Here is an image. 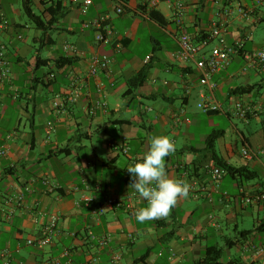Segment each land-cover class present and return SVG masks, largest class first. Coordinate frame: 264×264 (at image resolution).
<instances>
[{
	"label": "crops",
	"instance_id": "0c3cea01",
	"mask_svg": "<svg viewBox=\"0 0 264 264\" xmlns=\"http://www.w3.org/2000/svg\"><path fill=\"white\" fill-rule=\"evenodd\" d=\"M183 1L178 22L173 0L156 6L129 0L122 13L115 11L117 0H93L87 14L72 0H30L33 12L51 21L42 28L15 19L21 6L26 14L25 0H0L8 20L0 27V47L11 65V78L0 91V149L6 148L0 154V264H208L203 260L212 246L221 248L220 264H264V203L243 204L239 183L229 175L215 180L206 147L212 132L223 131L216 152L258 173L243 186L255 192L264 182V70L247 66L244 57L264 46L258 32L264 29V0H242V10L236 0ZM152 10L164 23L150 16ZM99 16L109 17L108 41L97 40V28L84 26ZM215 24L226 28L227 44L243 47L212 75L211 87L201 81L199 63L219 45L218 38L200 43L188 60L173 53L183 33L202 42ZM95 53L114 58L98 79L88 74ZM144 69V81L133 87L131 79ZM208 96L220 111L199 108ZM238 101L252 106L246 124H262L255 132L239 130L243 148L256 151L252 157L243 148L235 151L228 137L237 127ZM159 134L175 142L166 170L189 184V194L168 216L139 223L136 211L147 202L129 187L125 167ZM112 141L128 151L111 147ZM110 198L122 204H110ZM98 206L103 212L94 211ZM52 216L58 222L51 244H28ZM240 216H250L253 226L242 228ZM231 227L227 235L224 229Z\"/></svg>",
	"mask_w": 264,
	"mask_h": 264
},
{
	"label": "built area",
	"instance_id": "2783aa9c",
	"mask_svg": "<svg viewBox=\"0 0 264 264\" xmlns=\"http://www.w3.org/2000/svg\"><path fill=\"white\" fill-rule=\"evenodd\" d=\"M75 3L79 5L80 11L83 14H87L90 6L93 4V0H72ZM118 5L115 9L117 13H122L124 11L125 3H123L121 0H117ZM167 1V0H148L150 4L153 6H156L159 2ZM175 5V17L177 18L178 22H182V16L184 11V1L183 0H173ZM238 3V6L240 10H242V0H236ZM8 26V20L6 16L0 12V27L5 28ZM84 26L87 27H94L97 28L98 32L96 35L97 40L99 41H108L109 37L106 35L111 33V25L109 22L108 16H99L94 19H90L88 21H85ZM226 31V28L223 26V24H215L213 26L211 32L209 33L208 37L203 38L202 42H196L191 34H185L183 33L178 38V48L175 50L173 55L176 58L185 59L188 60L192 58L196 53H198L201 49L200 43L202 45L206 44L209 39L212 37H216L219 40V45L214 47V49L211 52V55L204 60H202L199 63V67L201 70V81L205 84H209L211 87L215 86V82L212 81V75L221 69L225 68L231 61L232 55L236 53L239 49L243 47L242 42H237L234 45H229L226 42L224 33ZM21 38L22 35H19ZM120 46V44H118ZM0 91L2 89V86L4 83L11 78V65L10 61L4 51V46L0 47ZM66 49H70L74 52H77V48L73 45H66ZM244 57L247 61V66H255L260 67L262 70H264V46L261 49L258 50H252V51H245ZM89 62V68H88V74L90 77L98 79L100 75L107 70L110 69L114 58L108 56V55H99L97 53L93 54L90 57ZM247 67H245L246 69ZM50 78L54 77V73H50ZM73 85L76 86V82H73ZM189 91V89H187ZM79 92L76 90V95L78 96ZM103 106H106V103L104 101L101 102ZM199 108L205 112H215L220 111L221 107L219 104L214 100L212 96H208L198 104ZM236 114L243 119L248 118V114L251 113L252 106L249 104H245L243 101H238L235 106ZM177 122L180 121L179 115H175L174 118ZM111 147L114 148H121L125 152L128 151L127 146L120 145L116 141H112L110 143ZM6 148L0 149V154H5ZM244 156L252 157L256 154V151L251 150L249 147H244L242 151ZM211 172L213 173V176L215 180L219 181L222 179L223 175L225 174V169L219 167V166H213L210 168ZM240 193L242 202L245 204L249 203H263L264 202V182L260 184V186L257 188L255 192L249 191L244 186L240 187ZM223 194L228 195V192H223ZM108 203L110 204H118L121 205L122 202L115 201L113 198L108 199ZM95 212H103V208L101 206H98L94 209ZM57 222L58 217L52 216L49 223L45 225L42 235L38 237H31L27 239L28 244L37 245L39 247H46L51 244L53 240V236L57 232ZM261 252L264 253V246L260 249ZM68 253V252H67Z\"/></svg>",
	"mask_w": 264,
	"mask_h": 264
},
{
	"label": "clouds",
	"instance_id": "9594fccd",
	"mask_svg": "<svg viewBox=\"0 0 264 264\" xmlns=\"http://www.w3.org/2000/svg\"><path fill=\"white\" fill-rule=\"evenodd\" d=\"M175 151V142L169 135H154L148 150L125 167L131 177L129 187L147 202L136 211L139 223L168 216L178 199L188 196L189 184L183 178L170 176L166 170L165 158Z\"/></svg>",
	"mask_w": 264,
	"mask_h": 264
},
{
	"label": "trees",
	"instance_id": "16d2710c",
	"mask_svg": "<svg viewBox=\"0 0 264 264\" xmlns=\"http://www.w3.org/2000/svg\"><path fill=\"white\" fill-rule=\"evenodd\" d=\"M121 1L123 3H126L129 0H121ZM24 9H25L26 14L33 20V22L36 24V26H40V27L44 28L45 26H48L51 23V21L45 22L41 18V15H37V14H35L33 12L30 0H25ZM48 11H50V7H48ZM150 16L152 18L156 19L157 21H159L161 23H164V18L158 12L152 10L150 12ZM145 76H146V70L145 69L140 71V72H138L131 79L132 86L133 87H137L138 85H140L144 81ZM215 112H218V111H215ZM215 112H209V113H215ZM249 114H248V118H249ZM222 133H223V131H218L217 130V131L212 132L207 138L206 147H207L208 151L212 153V161L215 162L214 164H212L210 162V164L208 165V169L213 167V166H219V167L225 169V174L223 175V177L225 175L231 176L232 178H234L235 180L238 181L239 186L241 187V186H243V183L245 181L256 178L258 176V173L256 171H254V170L249 169L248 167H246L244 165L243 166H235L233 164H230L229 162H227V160L222 158L216 152V149H215L216 140ZM223 192H222V194H223ZM223 195L227 196L225 194H223ZM241 195L242 194L240 193V189H239V197L240 198H242ZM241 201H242V199H241ZM243 204H245V203H243ZM249 204H262V202L261 203H249ZM262 225L264 226V221L262 222ZM251 231H252L251 229L250 230H242V231L239 232V234L241 236H243L245 234L250 233ZM221 255H222L221 248H218L216 246L209 247L208 251H207V258H205L203 260V263H205V260H208V264H220V262L218 260H219V258H221Z\"/></svg>",
	"mask_w": 264,
	"mask_h": 264
},
{
	"label": "rangeland",
	"instance_id": "374dc122",
	"mask_svg": "<svg viewBox=\"0 0 264 264\" xmlns=\"http://www.w3.org/2000/svg\"><path fill=\"white\" fill-rule=\"evenodd\" d=\"M21 8H22V15L20 17L16 16L15 19L17 21H20V22L22 21L24 23H28L29 26L30 25L31 26H34L35 23L29 18V16L27 14H25L23 12V7L22 6H21ZM36 11H37V13L40 12L38 9H36ZM13 17L14 16H12L11 14H9V19L10 20H13ZM258 32L260 34L263 33V35H264V29L260 28L258 30ZM26 33H27V36L30 37L29 35H32L31 29H29L28 31L26 30ZM213 122H215V121L213 120ZM234 124H236L237 127H235V126H232L231 127L232 130H231V132H228L229 133L228 134L229 135L228 137L229 138L230 137L232 138V143H233V147H234L235 151H237V152L239 151L240 152L242 150V148H243V138H242L239 130H244L245 133H247V130L248 129L251 132H255V131H257L258 129L261 128L262 124L259 123V121L257 119H252L249 124L248 123L246 124L245 123V119L243 120L242 117L240 118L238 116H234ZM224 125H225V123L222 124V126L223 127H226ZM202 127L205 128V129H207V128L210 127V125H208V122L206 121V123H203ZM224 192H227V191H224ZM239 222H240V225H241L242 228H251L253 226V219L250 216H246V217L245 216H243V217L240 216L239 217ZM228 229H230L228 232H227V228L224 229L225 232L227 233V235L232 234L233 233V228L231 227V228H228ZM220 243L221 244H224V241L221 240Z\"/></svg>",
	"mask_w": 264,
	"mask_h": 264
}]
</instances>
